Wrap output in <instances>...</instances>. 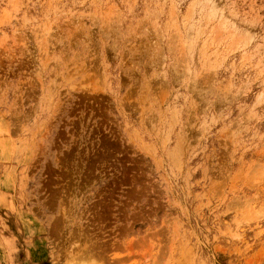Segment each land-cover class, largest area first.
<instances>
[{
	"label": "rangeland",
	"instance_id": "rangeland-1",
	"mask_svg": "<svg viewBox=\"0 0 264 264\" xmlns=\"http://www.w3.org/2000/svg\"><path fill=\"white\" fill-rule=\"evenodd\" d=\"M0 264H264V0H0Z\"/></svg>",
	"mask_w": 264,
	"mask_h": 264
},
{
	"label": "bare ground",
	"instance_id": "bare-ground-1",
	"mask_svg": "<svg viewBox=\"0 0 264 264\" xmlns=\"http://www.w3.org/2000/svg\"><path fill=\"white\" fill-rule=\"evenodd\" d=\"M28 98V97H27ZM140 108V107H139ZM17 118V117H16ZM4 141V140H3ZM7 145V144H6ZM8 147V146H7ZM5 148H6V146H5ZM5 150V149H4ZM17 153V152H16ZM176 161V160H175Z\"/></svg>",
	"mask_w": 264,
	"mask_h": 264
}]
</instances>
